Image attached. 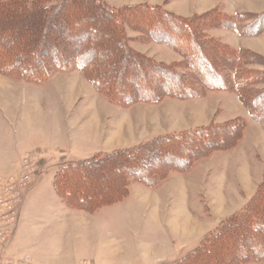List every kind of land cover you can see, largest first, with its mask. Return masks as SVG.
Returning a JSON list of instances; mask_svg holds the SVG:
<instances>
[{
    "label": "rangeland",
    "instance_id": "1",
    "mask_svg": "<svg viewBox=\"0 0 264 264\" xmlns=\"http://www.w3.org/2000/svg\"><path fill=\"white\" fill-rule=\"evenodd\" d=\"M143 2L162 4L186 15L210 10L217 4L228 13L264 11V0H113L111 3ZM79 24L84 21L79 20ZM260 28L259 33L264 30V24ZM211 30L214 37L264 57V31L260 36L258 33L242 37L228 30ZM95 34L108 42L100 33ZM125 34L128 45L144 57L162 63L180 60L179 54L163 43L142 42L139 34L129 28ZM256 89L264 90V82ZM247 113L230 91L208 90L190 99L165 97L157 103L138 102L120 107L109 102L76 67L56 70L40 80L0 72V178L10 175L16 180L22 174L29 176L26 185L16 188L18 200L12 205L14 214L8 224L7 242L0 244V256L12 253L28 258L32 264H174L215 232L226 217L236 210L242 211L264 180V119L255 121ZM235 116L244 118L246 128L232 147L212 151L184 171H170L157 187L132 182L118 200L91 212L68 207L52 188L54 172L67 163L104 156L157 135L223 123ZM214 171L220 176L214 179L212 188L216 191L228 187L232 194L228 193L230 205L213 211L202 189L210 182L208 178L215 177ZM175 173L186 175L188 184L192 182L197 190L200 209L192 213L196 216L189 217L191 226L196 225L197 229L189 231L186 237L200 234L192 241H183V233L177 231L184 218L163 211L172 199L169 198L172 188L175 191L183 185L176 179L167 181ZM115 175L89 179L90 188L102 191ZM239 175L246 181L247 190L240 188L238 193L232 184ZM86 181L82 178L79 182ZM82 194L79 192L77 197ZM10 244L12 248L20 246L16 253L8 248ZM246 264H264V260Z\"/></svg>",
    "mask_w": 264,
    "mask_h": 264
},
{
    "label": "trees",
    "instance_id": "2",
    "mask_svg": "<svg viewBox=\"0 0 264 264\" xmlns=\"http://www.w3.org/2000/svg\"><path fill=\"white\" fill-rule=\"evenodd\" d=\"M261 24L264 11L228 15L215 7L185 17L148 3L111 6L102 0H0V35L4 34L0 36V72L40 80L56 70L76 67L120 107L157 103L165 97L190 99L208 90L230 91L250 118L260 121L264 90L256 86L264 82V57L231 47L209 31L220 28L254 35ZM128 28L142 42L167 45L180 60L162 63L142 56L128 45ZM245 128V120L235 117L157 135L104 156L67 163L54 172L52 186L68 207L91 212L118 200L132 182L155 187L170 171H184L210 152L232 147ZM109 173L116 175L102 191L90 188L89 179ZM82 178L86 183L79 182ZM79 192L83 193L80 198ZM201 242L174 264L263 261L264 180L242 211L226 217Z\"/></svg>",
    "mask_w": 264,
    "mask_h": 264
},
{
    "label": "crops",
    "instance_id": "3",
    "mask_svg": "<svg viewBox=\"0 0 264 264\" xmlns=\"http://www.w3.org/2000/svg\"><path fill=\"white\" fill-rule=\"evenodd\" d=\"M103 2H106L107 4H109V5H111V6H122L124 3H118V4H113V3H111V2H113V0H102ZM143 3H147V2H143ZM148 4H151V5H154V3H150V2H148ZM155 5H161L164 9H166V10H168V11H171V12H173V13H175V14H179L180 16H185V17H188V16H191V15H193V14H196V13H202V12H204V11H207V10H200V11H193V13H190V14H188V15H186V14H180V13H176V12H174V11H172V10H170V9H168V8H166V7H164L162 4H155ZM220 6V8H221V10L225 13V14H228V15H234V14H236V13H240V12H250V11H247V10H243V11H239V12H234V13H228V12H226L224 9H223V7L221 6V5H219V4H217V5H215V6H213L214 8L215 7H219ZM212 7V8H213ZM212 8H210V9H212ZM264 29V28H263ZM213 30H227V29H219V28H217V29H212L211 31H213ZM228 31H230V32H233V33H236V34H238V35H240V36H242V37H251V35H244V34H240V33H237L236 31H233V30H228ZM227 31V32H228ZM263 31L264 30H262L258 35L260 36V35H262V33H263ZM209 33H210V31H209ZM211 35H213V34H211ZM214 36V35H213ZM219 38V37H218ZM221 40V39H220ZM222 42H224V43H226V44H228V45H230L231 47H234V48H237L236 46H233L232 44H230V43H228V42H226V41H224V39H222L221 40ZM238 48H240V47H238ZM242 48V47H241ZM78 69V68H77ZM79 70V69H78ZM80 72H81V70H79ZM236 96V95H235ZM239 101V100H238ZM240 103V102H239ZM235 117H239V116H235ZM235 117H232V118H235ZM242 118V117H241ZM231 119V118H230ZM244 119V118H243ZM130 147V146H129ZM80 161V160H79ZM208 161V160H207ZM207 161H205V162H207ZM55 174V173H54ZM213 174H214V176L215 177H213V175L210 177V178H208V180H210V182H208V184H206V185H204L203 186V188L204 189H202L203 190V192H206L205 193V196H206V202H208L209 203V205H210V207L212 208V210L214 211V209H216L217 207H226V206H228V205H230V200H231V198H229L228 197V193L229 194H232V192H229V191H227V189H228V187H225V188H223V186L219 189V190H216L215 191V189L214 188H212L213 187V185H215V178H217V177H219L220 176V174L218 175V174H216V171H214L213 172ZM224 176H225V172H224V174H223ZM186 175H183V174H177V173H175V174H173V175H170L169 176V179L167 180V181H170V182H172L173 180H178L179 182L180 181H182L183 182V185L180 187V189H175V191H174V189L172 188V190H171V196L169 197V198H172L171 199V201H168V203H167V205H166V208L163 210V211H168V212H170V213H174L177 217H181V218H184V220H183V223H182V225H180L179 227H178V233L179 234H181V233H183V241H190V239H191V241L192 240H194L195 238H194V236L193 237H191V238H189V237H186V234L189 232V231H194L195 229H197L196 228V225H194V227H192L191 226V219L189 218L191 215H193L192 213L193 212H198V210L200 209V207H199V203L196 201V192H197V190H196V188H193V184H192V182L191 183H189L188 184V182L186 181L187 179H186ZM53 178V177H52ZM179 178V179H178ZM241 178H243V176H237V181H238V183H237V181L235 180L234 181V183L232 184V185H234L235 186V192H238L239 193V190H240V188H241V190L242 191H244V190H247V183H246V181L245 180H242ZM178 182V183H179ZM237 184L239 185V187L237 186ZM51 185H52V180H51ZM158 186V185H157ZM156 186V187H157ZM173 186V185H172ZM175 187V186H174ZM195 187V186H194ZM52 188H53V186H52ZM54 190V189H53ZM215 191V194L213 193V191ZM194 191V192H193ZM55 192V191H54ZM200 194V193H199ZM57 195V194H56ZM248 197L250 196V193L247 195ZM246 196V197H247ZM239 207V205L237 206V207H235V208H233L232 210L234 211V210H236L237 208ZM169 209V210H168ZM160 212V208H158V213ZM236 212H239V210H236ZM193 216H196V215H193ZM185 221V222H184ZM165 222V221H164ZM169 225V227H171L170 226V224H168ZM175 225V224H174ZM174 225H172V226H174ZM177 225H175V227H176ZM191 229V230H190ZM206 231V230H205ZM202 233H205L204 231L203 232H201V235H202ZM194 238V239H193ZM199 239H200V236L198 237ZM13 238L11 239V241L10 242H12L13 243ZM198 240V239H197ZM184 244V243H183ZM11 245L12 244H10L9 246L10 247H8V248H10L11 250H13V251H11V252H17V250L20 248V246L19 245H16L15 247H11Z\"/></svg>",
    "mask_w": 264,
    "mask_h": 264
},
{
    "label": "built area",
    "instance_id": "4",
    "mask_svg": "<svg viewBox=\"0 0 264 264\" xmlns=\"http://www.w3.org/2000/svg\"><path fill=\"white\" fill-rule=\"evenodd\" d=\"M25 168H28L27 160L23 161ZM29 179L28 174H22L18 179L12 176L0 178V244L7 242L9 233V222L13 218L14 210L11 211L13 203L16 199L17 187L26 185ZM11 254V256H10ZM9 256H0V264H32L28 258H19L12 253Z\"/></svg>",
    "mask_w": 264,
    "mask_h": 264
},
{
    "label": "bare ground",
    "instance_id": "5",
    "mask_svg": "<svg viewBox=\"0 0 264 264\" xmlns=\"http://www.w3.org/2000/svg\"><path fill=\"white\" fill-rule=\"evenodd\" d=\"M255 23V22H254ZM251 31V30H250Z\"/></svg>",
    "mask_w": 264,
    "mask_h": 264
}]
</instances>
